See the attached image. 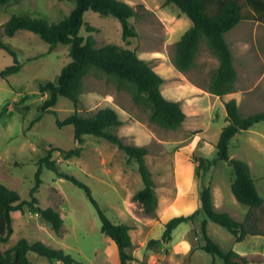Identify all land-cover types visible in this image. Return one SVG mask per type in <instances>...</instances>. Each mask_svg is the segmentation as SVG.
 I'll list each match as a JSON object with an SVG mask.
<instances>
[{
  "label": "rangeland",
  "instance_id": "obj_1",
  "mask_svg": "<svg viewBox=\"0 0 264 264\" xmlns=\"http://www.w3.org/2000/svg\"><path fill=\"white\" fill-rule=\"evenodd\" d=\"M145 1L143 3L134 0L130 3L132 6L139 4L141 7L137 8L136 16L130 20L138 36L130 39L129 43L122 40L121 24L115 17H105L87 11L83 20L85 24L95 28L92 36L96 39L97 46L114 43L135 49L136 52L150 57L147 61L152 67L161 63L162 53L165 55L163 62L174 64L176 41L181 37V32L188 29L191 21L186 15L184 21L179 16L180 10L174 4H165V0ZM73 7V1L65 0L11 2L0 8V25L13 14L58 22L66 17ZM240 24L235 33V27L229 34L226 33L227 40L235 47L236 41L242 38L254 50L263 52L264 24L256 21L249 23L257 24L256 31H252L245 22ZM80 35H89L84 26ZM0 39L15 51L20 64L17 72L0 77V114L2 111L4 113L0 115V183L17 191L22 200H30L29 192L34 185V174L40 158L46 155V149H49V146L62 149L77 146L73 137V126H58L56 120H64L75 110L84 115H92L100 108L111 107L117 111L122 121L112 131L125 143L148 149L149 155L145 156V161L154 174L156 207L159 203L162 204L171 185L168 186L166 180L163 181V176L166 175L163 166L166 161L156 157L161 155L165 158V146L170 145L173 150L189 146L193 143L195 133L187 132L183 126L171 130L151 123L149 108L133 101L131 89H118L114 77L95 69L89 70L83 77L78 105L74 106L67 98L59 97L52 108L55 115L41 112L38 107L45 95L39 92V84L56 82L61 69L71 60L69 46L57 44L49 49V45L39 35L27 30H18L12 37L4 35L0 30ZM13 59L8 51L0 49V71L13 65ZM217 65L216 56L210 51L206 39L202 38L195 65L189 74L193 79L198 78L200 83L207 85ZM126 85V88L130 86ZM262 109L264 110V104L250 108L247 113L254 114ZM241 115L247 116L245 111ZM213 123L217 126L222 121ZM136 124L142 128L135 129ZM201 142L198 141V145ZM262 145L264 146V120L256 123L250 131L237 133L230 141L228 152L232 155L231 159L248 162L249 169L253 165L252 174L264 183V150H258ZM80 146L82 151L78 157L65 159L59 151H53L50 159L56 163L59 171L76 177L89 187L93 198L108 218L131 227L130 235L134 246L129 249V253L137 257L134 256L136 260L130 264H222L220 258L198 248L201 242L202 214L197 217L194 227L187 222L179 224L173 231L174 239L171 241L147 245L149 240L161 237L164 221L173 216L160 218L156 211L146 214L142 206L133 199V195L143 186L137 164L134 161L127 162V156L115 144L104 138L84 135ZM205 155L207 159L212 160L216 157V151ZM197 160L195 158V161ZM229 164L218 161L205 174L200 172L201 186L199 185L198 189L200 192L203 185L217 182L222 190L221 201H225L223 193L229 200L225 201L228 205L226 207L230 209L228 213L236 220L244 221L249 208L238 203L231 192L230 181L232 182L233 175ZM41 179L42 183L34 194L37 205L59 211L63 219L60 233H55L40 215L24 206L22 212L13 213V234L1 247H11L19 239L25 238L29 242L41 241L51 247L62 248L79 264H119L117 248L111 239L101 232L98 214L84 191L44 166ZM256 182L259 184V180ZM263 192L259 195L263 196ZM248 217L247 228L264 235V207L253 208ZM208 224L210 237L221 249H232L234 237L228 230L212 221H208ZM188 229L190 231L186 233ZM28 257L30 264H62L49 261L35 253H29ZM248 257L251 264H264L263 254Z\"/></svg>",
  "mask_w": 264,
  "mask_h": 264
},
{
  "label": "trees",
  "instance_id": "obj_2",
  "mask_svg": "<svg viewBox=\"0 0 264 264\" xmlns=\"http://www.w3.org/2000/svg\"><path fill=\"white\" fill-rule=\"evenodd\" d=\"M18 1L20 0H0V8ZM65 1H73L74 7L66 17L58 22H49L44 18L30 15L13 14L4 24L0 25V30L8 37H12L18 30H27L39 35L49 45V49L57 44L69 46L71 60L61 69L56 82L47 81L39 84V92L48 94L38 107L40 111L55 115L52 108L59 97L67 98L74 106L78 105L83 77L89 70L95 69L114 77L118 89H131L133 101L137 104L142 103L149 108L151 123L164 129L180 127L185 119V113L179 102L168 100L163 96L161 92L162 76L154 71L148 61L139 57L135 49L114 43L97 46L96 39L92 36L95 28L85 24L83 20L84 13L87 11L105 17H115L121 24L122 40L129 43L130 39L138 36L130 20L136 16V10L141 6L139 4L132 6L122 0ZM165 4H174L191 21V26L175 44V67L180 71L192 68L195 65L199 43L202 38H205L210 51L218 60V66L208 84L209 92L220 98L233 92L237 72L225 35L241 21L253 20L264 24V0H165ZM83 26L89 33L86 37L80 35ZM0 49H5L14 57V64L1 70L0 77L17 72L20 69V64L15 51L1 39ZM126 84L131 87L126 88ZM225 108L227 123L221 129L215 144L216 157L212 160L199 158L196 175L201 177L200 172L205 174L218 161L230 162L233 175L231 192L238 203L249 208V212L246 214V219H249L248 216L253 208L264 207V199L257 191L248 164L239 159H231L228 149L231 139L238 132L246 131L264 120V110L242 116L234 99L226 102ZM121 123L117 111L111 107L100 108L92 115H84L75 110L64 120H56V124L58 126H73V137L77 146L70 149L49 146V149H46V155L40 158L34 174V185L29 192L30 200H22L17 191L0 183V264H30L29 253H35L49 261L62 264H79L62 248H54L41 241L29 242L27 239L21 238L11 247L5 249L1 247L2 244L8 242L13 234V213L22 212L24 206L40 215L55 233H60L63 219L59 211L52 207H40L34 196L42 183L43 166L84 191L88 201L98 214L101 232L109 237L117 248L119 264H130L136 260L129 253V249L133 246L130 235L131 227L126 223L115 222L108 218L93 198L89 187L76 177L59 171L56 163L50 159L53 151H59L65 159L80 156L82 151L80 145L84 135H93L108 140L125 153L127 162L134 161L137 164L143 186L133 195V199L142 206L146 214H152L155 211L157 200L154 192L155 185L145 161L148 150L144 146L125 143L112 131ZM199 198L200 208L198 210L190 214L176 215L164 221L161 237L149 240L147 245L171 241L173 231L179 224L189 222L194 227L197 217L202 214L201 242H199L198 248L213 257L220 258L222 264H248L250 262L248 256L241 255L232 249L222 250L219 244L208 235L207 223L212 221L224 227L234 237V241H241L247 234L260 233L252 228H247L248 220L238 221L226 212L215 210L210 184L203 185L199 192ZM194 234H196L195 229Z\"/></svg>",
  "mask_w": 264,
  "mask_h": 264
},
{
  "label": "crops",
  "instance_id": "obj_3",
  "mask_svg": "<svg viewBox=\"0 0 264 264\" xmlns=\"http://www.w3.org/2000/svg\"><path fill=\"white\" fill-rule=\"evenodd\" d=\"M122 1L130 4L134 0ZM138 1L143 3L146 2L145 0ZM179 16L185 21L184 14L180 12ZM242 22H245L247 26L251 27L252 31L253 29L256 31L255 27H257V24H249L253 23V21H241L235 26V28H238ZM190 26L191 24H188V28ZM237 28L233 30L234 33ZM185 31L186 30H183L181 35ZM179 39H177V41ZM225 39L231 49L233 64L237 72V78L234 85V91L227 93L221 98L209 92V83L204 85L200 83L198 78L193 79L189 74L191 68L186 71H180L174 66L173 63L170 65L167 61L166 63L163 62L165 55L162 53H160L161 57L163 58L160 61L161 63H159V65L156 67H152L154 71L163 78V83L161 84V92L163 96L168 100L176 101L181 104V107L185 113V119L180 127L183 126L187 132L195 133L193 135V143L189 146H184L173 150V148H170L171 146L168 145L165 146L166 148H163L166 150L168 149L167 151L163 150V153H167L165 158H163L161 155L156 157L159 160L166 161L165 165L163 166V170L166 173V175L163 176V181L166 180L168 186L171 185L172 187L168 188L167 197L164 199L162 204L159 203V205H157L155 208V211L160 218L179 214H190L191 212L200 208L198 186H201V177H199V180L196 175L198 160L195 161V158H206L205 154H212L216 151L215 144L218 140L221 129L226 124L225 103L231 99H234L237 103L239 113L241 114L245 111L246 115L251 114L247 113L250 108L264 104V51L260 52L258 49L254 50L251 48V45L243 41L242 38L236 41L235 47H233L232 44L227 40L226 35ZM137 54L146 61L150 58L149 56H146L140 52H137ZM160 54L157 55L160 56ZM44 95L46 98L48 94L45 93ZM3 114H1V116ZM217 120H221L222 123L216 126L213 122ZM252 127L246 131H250ZM141 128L142 127L140 125L136 124L135 129L139 130ZM22 130L23 129L21 127V133ZM198 141H202L200 145H198ZM261 149L264 150L263 145L258 150L261 151ZM148 153L147 155H149ZM231 156L232 155H229V157ZM159 166H161V163ZM251 167L252 168L250 169V172L252 177H254L253 179L257 191L260 194L261 191H264V188H262L264 187V183H261L260 179H257L252 174L253 165H251ZM151 176L153 182H155L154 174L151 173ZM256 180H259V184L256 182ZM166 183L164 182V184ZM213 184L210 183L214 209L220 212H230V209L228 210L226 207L228 205L225 203V201L229 202V200L226 199V195L222 192L223 200L225 199V201H221L220 191L222 190L217 182L214 185ZM260 196L264 199V195ZM228 214L230 215V213ZM189 224L192 226L191 223ZM208 228L209 224L207 223V233ZM190 229L185 232L187 233L190 231ZM232 249L235 252L246 256L255 254L264 255V235L247 234L241 241H234ZM133 256L136 255L133 254ZM249 264H251V261Z\"/></svg>",
  "mask_w": 264,
  "mask_h": 264
},
{
  "label": "water",
  "instance_id": "obj_4",
  "mask_svg": "<svg viewBox=\"0 0 264 264\" xmlns=\"http://www.w3.org/2000/svg\"><path fill=\"white\" fill-rule=\"evenodd\" d=\"M230 163V162H229Z\"/></svg>",
  "mask_w": 264,
  "mask_h": 264
}]
</instances>
